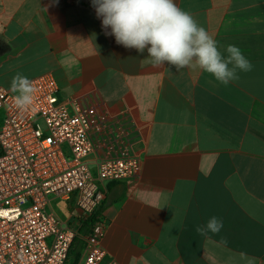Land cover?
Instances as JSON below:
<instances>
[{
	"label": "crops",
	"instance_id": "1",
	"mask_svg": "<svg viewBox=\"0 0 264 264\" xmlns=\"http://www.w3.org/2000/svg\"><path fill=\"white\" fill-rule=\"evenodd\" d=\"M175 3L252 70L224 86L201 70L155 68L104 34L91 0H0V89L49 72L60 99L93 94L135 117L141 169L105 185L102 264H264V0ZM65 201L61 220L79 231ZM211 217L222 230L201 236Z\"/></svg>",
	"mask_w": 264,
	"mask_h": 264
},
{
	"label": "built area",
	"instance_id": "2",
	"mask_svg": "<svg viewBox=\"0 0 264 264\" xmlns=\"http://www.w3.org/2000/svg\"><path fill=\"white\" fill-rule=\"evenodd\" d=\"M32 81L34 112L20 114L14 94L0 89V264H66L78 227L56 216L51 198L74 200L78 223L95 213L106 183L140 172L138 124L127 110L109 112L93 94L60 99L52 73ZM105 229L99 216L79 264H102Z\"/></svg>",
	"mask_w": 264,
	"mask_h": 264
},
{
	"label": "clouds",
	"instance_id": "3",
	"mask_svg": "<svg viewBox=\"0 0 264 264\" xmlns=\"http://www.w3.org/2000/svg\"><path fill=\"white\" fill-rule=\"evenodd\" d=\"M106 36L139 55L147 52L153 67L172 65L211 74L221 85L239 79L238 72L252 70L241 49L228 45L223 55L217 41L194 17L181 10L175 0H91ZM110 29V31H109ZM13 104L20 114L34 112L37 88L28 77L17 73L10 82ZM223 222L211 217L196 231L201 236L218 234ZM227 243V241H222Z\"/></svg>",
	"mask_w": 264,
	"mask_h": 264
},
{
	"label": "trees",
	"instance_id": "4",
	"mask_svg": "<svg viewBox=\"0 0 264 264\" xmlns=\"http://www.w3.org/2000/svg\"><path fill=\"white\" fill-rule=\"evenodd\" d=\"M101 212L102 208L81 221L82 223L78 231V236L72 244L66 264H79L85 247V241L82 237L87 236L92 232L93 225L97 218L101 215Z\"/></svg>",
	"mask_w": 264,
	"mask_h": 264
},
{
	"label": "rangeland",
	"instance_id": "5",
	"mask_svg": "<svg viewBox=\"0 0 264 264\" xmlns=\"http://www.w3.org/2000/svg\"><path fill=\"white\" fill-rule=\"evenodd\" d=\"M51 210H53L57 216L65 221L68 217L70 209L67 201L60 198H51Z\"/></svg>",
	"mask_w": 264,
	"mask_h": 264
}]
</instances>
